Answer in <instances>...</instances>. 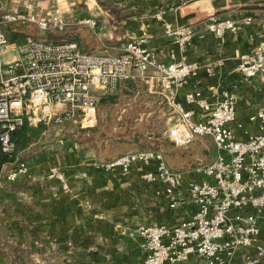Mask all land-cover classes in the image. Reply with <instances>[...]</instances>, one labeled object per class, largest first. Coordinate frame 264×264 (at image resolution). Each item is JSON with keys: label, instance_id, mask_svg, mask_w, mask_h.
<instances>
[{"label": "built area", "instance_id": "built-area-1", "mask_svg": "<svg viewBox=\"0 0 264 264\" xmlns=\"http://www.w3.org/2000/svg\"><path fill=\"white\" fill-rule=\"evenodd\" d=\"M187 0H182L185 3ZM13 9L0 0V151L12 155L15 145L11 133L23 123L61 124L74 120L88 128L97 123L101 92H115L128 80H143L149 87L158 82L162 97L171 109L172 123L167 137L176 146H186L197 136L212 138L215 158L200 165L207 177L186 184L193 212L175 224L153 221L128 231L140 238L144 251L141 264H234L241 254L244 264H264V101L251 120L259 121V132L236 139L229 123L235 119V95L223 90L210 102L200 90L180 91L201 72L214 73L212 64L187 60V48L194 30L166 20L164 9L156 13L163 33L169 38L168 60H161L149 44L146 31L125 39L115 52H88L73 39L51 40L26 34L21 41H10L1 29L9 23H34L40 30H65L72 21L44 9L42 0H11ZM74 23L95 30L94 16H77ZM250 17L245 18L249 22ZM205 27L215 36L236 32L231 18L209 16ZM11 54L4 58V54ZM237 69L244 78L264 73V44L236 52ZM184 102L195 104L208 114L194 119ZM134 162L147 167L141 179L161 188L170 198L169 207L185 202L183 173L170 169L159 149H136L109 161L95 162L103 170L127 171ZM28 165L20 160L7 171V178L26 174ZM48 176L67 187L62 172L52 166ZM173 196V198L171 197ZM100 216V214H98Z\"/></svg>", "mask_w": 264, "mask_h": 264}, {"label": "crops", "instance_id": "crops-1", "mask_svg": "<svg viewBox=\"0 0 264 264\" xmlns=\"http://www.w3.org/2000/svg\"><path fill=\"white\" fill-rule=\"evenodd\" d=\"M49 1L42 0L44 9L39 11V15L44 16L46 10L49 11ZM77 1L80 0H64L63 7L58 8L65 10L67 17L74 14L91 16L93 13L110 16L111 12L124 15L126 18L116 23L121 27L120 23H124L123 30L128 34L125 39L138 35L141 30L146 31L156 56L165 61L168 60L171 42L164 35L162 21L156 17V13L164 9L163 17L166 20L177 25H190L194 35L187 48V60L212 64L214 73L207 75L201 72L191 78L178 98L182 100L185 91L197 89L210 102H214L221 97L223 90H228L235 95V119L229 123L235 138L243 140L249 133L260 131L259 121L251 120L250 115L264 101V73L244 78L237 69L235 55L237 51L244 52L253 45L264 44V0H187L185 3L182 0H121L120 7L123 8L102 5L97 0H83L86 5L84 12L73 7ZM5 2L8 8L15 7L11 0ZM209 16L231 18L237 22L238 29L236 32L226 31L217 37L205 27ZM246 17H250L249 22H245ZM97 22V28L104 24L98 18ZM24 26L30 33L41 34L34 23H25ZM66 38L77 37L47 39ZM80 43L85 49L100 48L99 44L93 46L83 40ZM153 85V91L160 94L159 83ZM184 106L193 111L194 119L204 118L208 114L195 104L184 102ZM93 156L80 151L75 161L64 163L61 168L56 167L64 175L66 188L59 180L48 176L52 163L50 158L44 160L43 155L42 158L35 157L36 164L26 161L30 167L24 175L30 177V181L22 183L20 180L5 189L0 184V264H25V259L34 258L33 255L36 256L35 264H51L55 253L68 247L63 243L56 246V239L93 235L102 238L108 233L112 237L114 233L117 237H125L124 248L112 256L109 251L105 257L103 254L95 256V264H141L144 251L139 245L140 238L130 236L128 231L153 221L175 224L190 215L195 205L189 200L186 184L190 180L207 178L200 166L180 170L183 173L181 190L185 202L172 208L169 207L170 198L161 188L141 179L142 172L149 166L134 162L125 172L119 169L103 170L96 167ZM109 226L110 230L107 228ZM259 237L264 244V226ZM111 250L114 251V248ZM42 258L44 260L40 262ZM190 261L193 262V259ZM234 264H244L241 254L237 255Z\"/></svg>", "mask_w": 264, "mask_h": 264}, {"label": "rangeland", "instance_id": "rangeland-1", "mask_svg": "<svg viewBox=\"0 0 264 264\" xmlns=\"http://www.w3.org/2000/svg\"><path fill=\"white\" fill-rule=\"evenodd\" d=\"M63 1L50 0L48 9L49 11L60 12L64 19L73 22L72 25H68L62 31L41 30V32L40 29H37L41 34L35 35L25 30V23H20L23 37L29 34L35 37L59 39L62 36L75 35L78 40H83L90 45L99 44L100 48L86 49L93 52H115L118 50V46L128 37V34L123 30L125 28L123 27L124 23H120L122 27L116 23L117 20L126 18L124 15L111 12L110 16H102L93 13L91 16L98 18L100 21L102 20L104 24L92 30L87 26L74 23L77 19L75 14L67 17L68 13L65 10L60 11L59 8L63 7ZM97 1L102 5L123 8L120 7L122 5L121 0ZM73 7L78 8L79 12H84L86 5L83 4V0H80ZM18 24L16 23V25ZM110 32L112 33L111 36L109 35ZM10 56L11 54L8 53L3 55L4 58H10ZM148 86L143 80H128L121 82L115 92H101L97 123L94 126L82 127L79 124L78 116L74 120L61 124L44 123L42 134L31 140L21 152V155L31 164H36L34 160L42 158L43 155L44 160L50 158L51 167L53 165L58 168H61L64 163L70 164L75 161L80 151L91 153L94 155L96 162H102L130 150L161 149L167 166L172 170L179 171L196 168L203 163L212 161L215 158L216 149L212 138L208 135L197 136L186 146H176L170 143V139L166 135V129L173 121L171 109L162 95L153 91L155 89L154 85L150 89ZM9 157L11 156H8L7 160L0 164V184L3 185L2 188L4 189L11 188L13 184L20 182V180L22 183L31 180L30 177L25 175L14 179L7 178L8 169L14 167L20 161L18 156L13 160ZM28 162L26 163L29 168ZM107 228L110 230L111 226ZM120 231L123 230L120 229ZM114 235L112 237L111 233H108L102 238L93 235V237L87 238L75 236L70 239L68 237L66 240L56 239V246L63 243L68 247L60 249L58 254L54 252L55 256L51 264H95L97 263L95 262V256L103 254L102 256L105 257L108 251L111 255L115 252H121L122 247L124 248L125 237H117L116 233ZM133 244L135 243L133 242ZM38 246H41V244H38ZM84 247L87 248L86 251L80 250ZM68 248L70 251L66 252ZM111 248H114V251ZM33 257L25 259V264L37 263V261H34L36 256L33 255ZM40 260L43 261L44 259ZM39 261L38 263L41 262ZM180 264H194V259L193 262L188 261Z\"/></svg>", "mask_w": 264, "mask_h": 264}, {"label": "trees", "instance_id": "trees-1", "mask_svg": "<svg viewBox=\"0 0 264 264\" xmlns=\"http://www.w3.org/2000/svg\"><path fill=\"white\" fill-rule=\"evenodd\" d=\"M1 29L6 33V35L10 41H21L23 39V33L21 32L20 25L18 26V25H16V23L15 24L14 23L6 24L5 26H2ZM71 39H73V38H71ZM73 40H75L77 42L78 47L80 49H82L84 51H88V52H93V51L86 50L85 48H83L81 43H80V40H78L77 38H74ZM43 128H44V123H42V122H40L36 125H29L27 123H23L21 126L17 127L11 133V139L15 145L14 153L12 155H8V154L2 153L0 151V164L2 162L6 161L8 156H11L9 158H11L12 160L14 158H17V156H18V158L20 160L27 161L26 158L23 155H21L22 154L21 152L25 149V147L27 146V144L31 140L36 139L40 134H42ZM170 143L173 144V142L171 140H170ZM152 149H156V148H152ZM159 150H161V149H159ZM123 153H121V154H123ZM115 157H113V158H115ZM113 158H111V159H113ZM111 159H107L105 161H109Z\"/></svg>", "mask_w": 264, "mask_h": 264}]
</instances>
